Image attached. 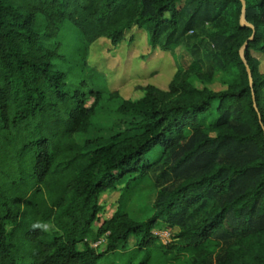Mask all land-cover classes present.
Returning <instances> with one entry per match:
<instances>
[{"label":"trees","instance_id":"obj_1","mask_svg":"<svg viewBox=\"0 0 264 264\" xmlns=\"http://www.w3.org/2000/svg\"><path fill=\"white\" fill-rule=\"evenodd\" d=\"M243 1L0 0V264H264V73L251 56L264 54V0ZM207 21L219 90L188 65L166 90L124 99L88 64L99 38L135 26L168 49ZM113 99L129 128L79 143ZM159 160L151 215L100 221V196ZM160 222L178 228L168 243L152 234Z\"/></svg>","mask_w":264,"mask_h":264},{"label":"rangeland","instance_id":"obj_2","mask_svg":"<svg viewBox=\"0 0 264 264\" xmlns=\"http://www.w3.org/2000/svg\"><path fill=\"white\" fill-rule=\"evenodd\" d=\"M230 13L228 10V17ZM214 23L207 21L199 28L188 30L174 40L168 49L150 45L145 29L134 26L118 44L114 45L106 38H99L91 43L87 61L92 68L102 73L108 88L117 91L124 99L135 100L141 97L140 87L147 84L166 90L178 66L184 68L188 65L201 68L207 77L206 81L194 82L198 88L206 86L219 90L222 88V72L213 56L217 49L212 40L217 30ZM251 56L257 60L258 71L264 73V54L251 51ZM119 103V99H113L102 109L97 110L91 117L87 132L77 134L76 140L83 144L86 140L100 138L101 143H106L111 136L127 130L132 118L116 112ZM212 118L213 116H210L204 124L206 125ZM207 133L214 135V131ZM161 161L163 160L154 164L143 178L129 184L125 183L126 179H122L102 194L99 199L103 207L99 215L100 221L121 212L137 221L150 216L153 212L152 205L157 185L164 179L159 176ZM46 229L51 231V225L47 224ZM177 231V227L160 222L152 230V234L159 242L168 243ZM163 232L168 234L160 236ZM105 241V236H101L91 245L102 250ZM214 262L215 256H212L208 264Z\"/></svg>","mask_w":264,"mask_h":264},{"label":"water","instance_id":"obj_3","mask_svg":"<svg viewBox=\"0 0 264 264\" xmlns=\"http://www.w3.org/2000/svg\"><path fill=\"white\" fill-rule=\"evenodd\" d=\"M241 3H242L241 11H243V9H244V6H243L244 1L241 0ZM240 24H242V25L246 24V22H245V20H244V16H243V14L240 16ZM244 48H245V43H244V44L242 45V47L239 49L240 57H241L243 60H244V54H243V49H244ZM245 65H246V63H245ZM246 69H248L247 65H246Z\"/></svg>","mask_w":264,"mask_h":264},{"label":"built area","instance_id":"obj_4","mask_svg":"<svg viewBox=\"0 0 264 264\" xmlns=\"http://www.w3.org/2000/svg\"><path fill=\"white\" fill-rule=\"evenodd\" d=\"M167 234H168L167 232H163V233L160 234V236H164V235H167Z\"/></svg>","mask_w":264,"mask_h":264}]
</instances>
